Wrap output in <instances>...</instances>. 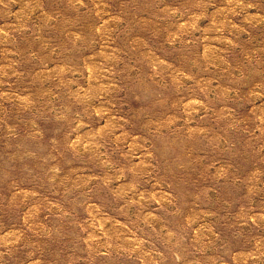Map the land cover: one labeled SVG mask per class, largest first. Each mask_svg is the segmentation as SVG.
Returning <instances> with one entry per match:
<instances>
[{
    "label": "rangeland",
    "instance_id": "rangeland-1",
    "mask_svg": "<svg viewBox=\"0 0 264 264\" xmlns=\"http://www.w3.org/2000/svg\"><path fill=\"white\" fill-rule=\"evenodd\" d=\"M0 264H264V0H0Z\"/></svg>",
    "mask_w": 264,
    "mask_h": 264
}]
</instances>
